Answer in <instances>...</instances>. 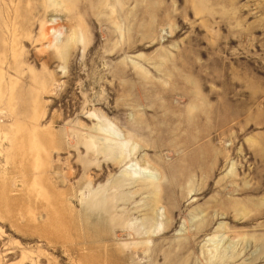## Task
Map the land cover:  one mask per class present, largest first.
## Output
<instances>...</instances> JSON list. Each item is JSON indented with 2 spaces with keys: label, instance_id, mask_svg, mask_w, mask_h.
Instances as JSON below:
<instances>
[{
  "label": "rangeland",
  "instance_id": "obj_1",
  "mask_svg": "<svg viewBox=\"0 0 264 264\" xmlns=\"http://www.w3.org/2000/svg\"><path fill=\"white\" fill-rule=\"evenodd\" d=\"M108 125L162 175L148 244L85 221ZM0 264H264V0H0Z\"/></svg>",
  "mask_w": 264,
  "mask_h": 264
},
{
  "label": "bare ground",
  "instance_id": "obj_2",
  "mask_svg": "<svg viewBox=\"0 0 264 264\" xmlns=\"http://www.w3.org/2000/svg\"><path fill=\"white\" fill-rule=\"evenodd\" d=\"M65 52L63 51L61 52V54ZM116 128H113L110 125L104 126L102 131H103V137L105 139L104 142L105 144L102 143L101 147L95 148L96 144L95 142H93V140L92 143L90 144L86 143L89 148L95 149V150L93 149L95 153L101 154L104 157V159L110 161L111 164L118 166L122 169L120 170L119 175H117L111 180L112 182L110 183L109 187L108 185L107 186L100 185L98 189L93 190L91 192L92 196L90 198L88 197L89 198L88 202L87 203L83 202L82 212L84 214V211L86 210L88 211V209H91L92 211V214L86 215L85 221L89 220L90 215L91 216L94 215L95 217L105 218L106 224H107V219H109V221L114 223L116 227L119 226L122 229L120 231L123 233H125L124 227H128L132 232V234L130 233L127 234L129 236H133V240H135L136 242L135 244L137 243H139L140 245L145 243L148 244L149 238H151V236L155 234L157 224H159L157 222L159 216L157 205L159 202L160 184L162 180V175L158 173L159 172L158 169H152L151 167H149L150 164L147 165L146 162H143V165L139 164V162L135 160L134 158L135 156L132 157L133 152H135L134 150L136 146H138V148L140 147L138 145L139 141L137 143L135 142L137 145L132 147L133 143L130 144L132 142V141L130 142V140L132 139H130V137L129 138L124 137L121 133H119V131ZM144 159L149 162L146 156H144ZM132 185L138 186L134 191L135 194H138L139 192L149 194L147 201L148 208H147V212L144 214L145 215L144 218L142 219L143 223L142 224L140 223L141 225L136 227L125 225V223L127 222L125 216L128 214H126L124 210L121 209L119 213L116 211L118 201L131 200L130 197L134 193L133 194L128 193L126 189L128 187H131ZM88 206L90 208H87ZM111 208L115 210L114 214L112 213L113 210H111ZM122 208L124 209V206ZM67 210L70 212V208H67ZM80 216L83 215L79 214V217ZM84 227L85 229L83 230V232L86 233V236L91 237L92 239L93 238L99 239L95 241L103 240L106 233H109V231L103 226L102 222L95 221L92 224L89 223L85 225ZM145 235L150 237L146 239Z\"/></svg>",
  "mask_w": 264,
  "mask_h": 264
}]
</instances>
